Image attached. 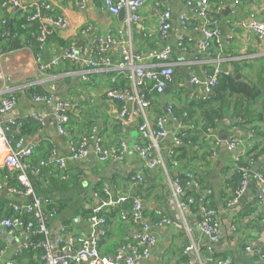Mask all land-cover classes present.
I'll return each instance as SVG.
<instances>
[{
  "label": "crops",
  "instance_id": "crops-1",
  "mask_svg": "<svg viewBox=\"0 0 264 264\" xmlns=\"http://www.w3.org/2000/svg\"><path fill=\"white\" fill-rule=\"evenodd\" d=\"M23 1L31 4L37 0ZM44 1L52 5L55 15L65 19L68 26L57 29L46 43L39 44L36 39L27 35L35 30L33 26L25 25L23 30L27 32L21 35V47L13 50L0 65L3 72L7 71L8 74L12 73L17 77L14 86L10 85V87H15L16 94L19 95V103L15 110L1 120L3 124H12L17 130L16 127L20 123L27 119L32 120V115L44 116L45 125L42 131L24 136L29 141L39 142L40 147L45 146L41 153L36 150L31 159L40 160L38 165L44 160L42 154L50 146L54 147L58 157L66 162L65 170H60L52 161L40 166L38 175L29 170L30 180L41 184L40 192L46 197L43 201V210L46 213L54 211L52 208L49 209L51 203L48 200H51L54 205L57 204V208L62 209L61 212L64 214L63 216L55 214L50 220L48 229L51 240L54 241L61 234V226L67 228V234L62 236L65 245L74 237L89 236L90 229L85 212L93 211L101 201L95 192L97 184L107 185L106 187L116 196L132 195L134 186L145 184L150 197L142 201L146 203L142 205L146 216L142 214V217H144L143 221L150 225V232L156 240L155 246L151 249V256L147 260L148 264H198L200 259L197 253L186 250L193 245L199 248V256L205 260L215 256L226 258L231 264H263L261 255L264 252V206L256 204L257 206L252 208L250 217L243 216L247 203L251 202L252 196L260 188L259 182L253 178L246 192L234 204H229L232 201V194L227 185L235 172V158L248 163L247 156L253 148L264 145V122L259 123L260 132L242 127L240 114L235 112L233 106L225 105L222 108L221 119L210 130L206 139L209 155L205 157V144L188 146L187 157L181 159L178 167L173 169L170 163L171 154L176 148L173 139L185 126L178 120L168 121L166 127L169 136L160 139L156 147V152L162 156L168 166L167 171L162 168L156 170L145 168L138 156L136 146L148 140L140 134L138 122H133L125 128L121 127L119 120L121 104L107 98V92L113 85L115 76L117 79L122 73L123 76L127 75L126 72L118 69L121 57L116 46L111 50L113 60L111 68L94 69L66 60L52 72L40 75L34 63L37 54L48 63L64 54L69 46L92 50L95 39L106 40L109 35L118 37L127 12L124 11V18L112 15L102 10V0H93L85 11L78 10L73 0ZM167 2V7L172 13L173 30L166 40L160 38L157 17L153 13V6L157 0H147L141 10L142 22L132 24L130 29L127 27L126 33L123 34L132 41L138 53L165 48L172 52L175 72L169 86L174 85V89L165 96L162 94L149 96L148 116L152 123L167 116V108L171 105L182 110L192 102L211 99L214 93L210 95L202 85H193L191 78L195 76L200 81L206 80L207 74L216 65L220 66L222 76L233 77L237 81L245 77L261 90L264 83V43L259 42L255 34L242 29L240 22L248 19L258 10H262L259 18L264 19V0L225 2V10L217 16L222 32V43L221 46H214L212 57L199 53L193 45L195 40L201 37L202 22L193 16L186 0H167ZM214 5L216 3L212 2V6ZM228 10L230 11L226 13ZM16 11L19 12V10L3 9L0 4V17H12ZM181 14H186L190 19L187 34L191 39V45L188 51L181 50L177 44L176 35L180 30ZM87 28L89 32L83 34L82 30ZM141 63L157 67L156 61L150 58L144 59ZM237 76L240 79H236ZM38 79L53 91L52 103L35 102L29 89L22 91L26 85L33 84L40 87ZM59 101L68 105L67 112L72 118L74 117V120L72 119L74 123L72 122L68 127L74 137L86 135L81 127L88 125L90 121L95 122L94 126H90L91 133L87 135L93 136L87 158L74 159L67 138L57 132L53 112ZM75 104H78V107H75ZM97 139L109 149H120L122 143H125L127 148L125 158L120 162L109 160L101 163L94 151ZM233 141H237L235 149L230 148V143ZM5 155L6 148L0 145V182L7 186L6 190H0V217H5L9 210L14 216L12 205L28 204L33 199L32 196H17L8 192L9 187L14 188L17 184H10L14 171L2 167ZM254 166L255 164L251 169ZM260 168L259 164V170ZM190 169L198 178L206 177L205 184L214 196L221 225L220 237L215 243L204 236L201 230L200 209L193 211L189 208L181 211L174 200L172 184L175 177L182 171L184 173L191 171ZM137 175L142 177L141 182L135 180ZM189 191L186 190L185 194ZM36 193V196L40 195L39 192ZM163 218L169 220L167 224L152 226L153 221ZM140 229V227L133 229L132 234L138 233ZM33 236V231L27 229H18L12 236L0 230V264H42L38 252H27L26 249L19 253L21 247L31 245ZM127 240L128 232L119 226L116 217L110 215L105 234L100 241L101 254L113 256L119 254L122 257L119 264H126L125 259L131 258L133 251L130 245L123 246ZM76 248L77 245H74V249ZM209 264L213 263L209 262Z\"/></svg>",
  "mask_w": 264,
  "mask_h": 264
},
{
  "label": "built area",
  "instance_id": "built-area-1",
  "mask_svg": "<svg viewBox=\"0 0 264 264\" xmlns=\"http://www.w3.org/2000/svg\"><path fill=\"white\" fill-rule=\"evenodd\" d=\"M93 0H73L74 6L81 11L89 8ZM214 0H186L187 7L191 10L193 16L202 22L201 37L195 40L193 45L197 51L208 57L213 56L214 46H221L222 32L219 25L218 17L225 10V2L227 0H218L216 5L212 6ZM147 0H102V10L112 14L119 15L122 10L127 12L124 25L119 36L114 38L109 35L106 40L102 38L95 39L92 50L87 48L76 49L69 46L65 49L64 54L55 57L48 63L42 60L40 54L35 55L34 63L37 72L45 75L62 65L63 62L69 60L73 63H81L86 67L94 69H105L113 66L111 50L113 46L117 47L121 60L118 64L120 71L126 72V78L129 80V87L116 90L110 89L107 92V98L121 104L119 111V120L121 127L125 128L133 122H138V130L140 134L148 141L144 144L136 146V150L140 160L145 168L156 170L159 168L167 171L162 156L156 152L158 141L168 137L167 123L168 121H177L178 119L172 112L171 106L167 108V116L159 118L152 123L148 116L149 101L147 91L149 93L163 94L168 88L171 78L175 72V65L172 62V52L165 48L162 50H149L144 53H138L130 39L125 37L127 27L130 29L132 24L140 23L143 20L141 15L142 8L146 5ZM167 0H157L153 6V13L157 17L160 38L166 40L173 30L172 13L167 7ZM1 6L7 10H19L26 21V25H32L36 32H33L36 41L44 44L48 38L55 33L57 29L66 28L68 23L65 19L56 16L52 5L47 1L37 0L31 4L25 3L23 0H1ZM214 7V8H213ZM262 10L253 12L248 19L240 22V27L257 36L259 42L264 43V19L259 18ZM180 30L176 35L177 44L183 51H188L191 45V39L188 37L187 31L190 25V19L186 14L180 15ZM0 65L6 60L8 55L13 51L10 49V42L13 36L7 26V19L0 17ZM89 29L82 30L83 34H87ZM122 33V35H121ZM153 59L156 61L157 67L143 65L144 59ZM1 68V67H0ZM222 71L219 65H216L206 76V80L200 81L197 77L191 78V83L195 86L202 85L210 95L214 93L219 85ZM8 77L0 69V80L3 86L0 87V145L6 148V155L3 158L2 167L12 170L16 173V181L19 187L8 188L17 196H32V202L28 204L17 203L12 205L14 216L10 218L0 217V230L6 235L12 236L18 229L32 230L36 234L43 235L44 240L33 249L41 251L42 264H119L122 260L121 255L103 256L100 252V241L105 234V228L108 219L104 217L109 209L117 208L127 200L129 196H116L110 189H104L105 199H101L100 203L95 206L92 216L88 219L90 234L87 237H74L68 244H64L63 234H67L66 226H61V234L54 241L50 238L48 229L49 222L55 217L56 212L46 213L43 210V200L35 195L32 183L29 177V170L35 175L40 172V166L48 164V160L41 161L38 165L31 166L30 158L40 146L37 141H29L26 137L21 136L12 124H3L2 118L10 114L19 103V95L16 94L15 87L6 85ZM39 80V79H38ZM41 92L32 94V100L35 102L52 103L54 101L53 91L45 86V83L39 80ZM44 83V84H43ZM10 87V88H7ZM33 84L27 86L22 91L31 89ZM78 104H75V107ZM68 105L59 101L54 109L53 117L56 122V129L59 135L64 136L68 140L71 156L74 159L87 158L89 155L90 143L93 136L81 135L80 137H72L67 130L71 116L67 112ZM32 120L40 125L39 132L45 125V117L42 115H32ZM173 144L177 147L182 144L181 138L175 136ZM236 142L230 143V148L235 149ZM94 151L101 163L113 160L115 162L122 161L127 153L125 143H122L120 149H109L103 145L98 139L94 145ZM173 154H171L172 157ZM50 161L55 162L60 170H65L66 162L58 157V152L54 148ZM258 163V164H256ZM263 165L264 160L260 159L255 162L251 159L248 165L241 164L239 158H235V171L240 175L241 182L238 189V195L232 199L229 204H234L241 197L249 186L250 181L254 178L259 182L260 188L251 198V202H257L264 206V177L260 174L252 172V166ZM178 167V162H171V168ZM185 176L190 179L188 185L192 189H199L198 183L194 180L193 174L186 172ZM137 182L142 181V177H135ZM3 184V185H2ZM173 196L181 211L190 208L191 204L196 200L194 197L183 200L185 188L181 180L175 177L173 181ZM5 183L0 182V190H6ZM205 196L211 194V190L204 192ZM200 204V220L201 230L212 243L219 240L221 233V225L218 218V210L206 204L204 197L198 199ZM133 222H141L142 217V201L135 199L132 207ZM27 216L29 219H25ZM121 218L126 219V213H121ZM168 219L163 218L157 221L154 226L167 224ZM140 231L131 233V237L136 242L128 244L132 247V257L125 259L126 264H148L147 260L151 256V249L155 246V237L150 232L148 223H141ZM74 245L77 248L74 249ZM30 246H23L19 253L28 249ZM187 251L197 253L198 264H207L212 259H202L199 255V248L195 245L186 248ZM250 250V248H248ZM261 261L264 264V253L261 255ZM217 264H231L230 260H218Z\"/></svg>",
  "mask_w": 264,
  "mask_h": 264
},
{
  "label": "trees",
  "instance_id": "trees-1",
  "mask_svg": "<svg viewBox=\"0 0 264 264\" xmlns=\"http://www.w3.org/2000/svg\"><path fill=\"white\" fill-rule=\"evenodd\" d=\"M218 2H219L218 0L213 1V3H218ZM15 13L16 14L14 16L6 18L7 19V26L9 28L11 35L13 36V38L11 39V42H10V49L11 50H16V49L21 47V35L23 34V32H25V33L27 32V31L23 30V28L26 25V21L23 18L22 14L17 12V11ZM0 25H1V23H0ZM32 32L35 33L36 30H33ZM31 33L27 34V35L30 38H33L35 40V36ZM123 74L124 73H122L120 76H117V79L115 76L114 83L112 86H110V89L122 90V89L129 87V80L126 78V76H123ZM263 89H264V83L262 84L261 90H259L255 84L253 85L252 83H250L245 77H243L242 79L237 81L233 77L221 76L220 81H219V85L215 89L214 95H213V97H211V99L209 98V100H206V101L192 102V104L190 106H188L186 109H182V110H178L176 107L171 105L173 114L178 119V121H180L181 124L185 126V128H183V130H181V132L179 134V137L182 140V144L173 149L174 153H173L172 157L170 158V160H171L170 163L171 162H179L181 159L186 158L187 154H188L187 153V147L188 146L205 144V150H206L205 151V157H207L209 155L208 146H206L207 145L206 139H207V136L210 134V130H212L215 127L217 121H219L221 119V116L223 115L222 114V108L225 105L226 106H233L235 109V112L240 114V116H241V124L240 125L242 127H245L247 129L249 128V129H252L254 131L260 132L259 123L264 122V91H263ZM28 91L31 92L32 94H34L36 92H41V88L37 87V86H33ZM152 94H155V93H149L147 91L148 101H149V96ZM198 112L200 114H198ZM72 119L74 120V117L73 118L71 117L70 123L67 126V130L69 131L70 135L72 137H74L71 134L70 128H68L69 126H71V124L73 122ZM94 125H95V122L90 121L88 123V125L82 126L81 130L83 132L87 133L86 135H88L89 133H91V132H89L90 126L92 127ZM16 128L20 132L21 136L34 135L37 132H39L40 125L38 122H36L34 120L27 119V120L23 121L22 123H20ZM44 147H45L44 145H42L41 147L39 146L37 151L39 150L40 153L43 152ZM53 149H54V147L48 146V148L46 149V152H44L42 154V158L44 160H48V162H50L49 159H50V156H51ZM247 157H248L247 160L249 161L248 163H246L247 161H244V160H240V163L248 165L250 163L251 159H253L255 162L260 163V159L264 160V145L263 146H257L255 148H253V150L250 152V154H248ZM31 158H30L31 166L37 165L38 161H40V160H36L35 158L32 160ZM260 167L261 168H260L258 174H260L262 177H264V164L263 165L261 164ZM188 172L193 174L194 180L199 185V189L196 190V189L190 188L188 185L190 179L185 176V173L183 171L178 173V175L176 177L181 180V183H182L183 187L185 188V192H186V190H190L188 193L183 195L182 199L186 200V199L191 198V197H194L196 199L194 201V203L191 204V206H190V209L192 208L193 211H198L200 209L199 208L200 204L198 201V199L200 197H204L206 204H208L209 206H211L213 208H216L217 205L214 202L213 194L205 196V193H204L205 191L209 190L205 184L206 183V177L203 176L202 178H198L192 172V170L191 171L188 170ZM6 173H7V171H6ZM13 175H14V177H13V180L11 181L10 184L11 185L17 184L16 187H19L18 183L16 181V173L14 172ZM240 182H241V177L235 171L233 176H231V178L229 179V184L227 185L229 190H231V194H232L231 199H233L234 197H236L238 195L237 191L239 189ZM31 183H32V185L35 184L34 185L35 187L33 186L35 194H37L36 192H39V194L41 195V196L37 195V197L42 199L43 201L46 200L45 195H42V193L40 192L41 184H38V182H36L34 180L31 181ZM49 184H51V182H49ZM106 186L107 185L101 184V183L96 185L95 192L97 193V195L101 199H105L104 189H108ZM147 191H148V188L145 184H140V185L137 184L136 186H134V192L132 193V195L129 196V200H127L125 203H123L122 205H120L117 208L109 209V211L106 214H104V217L107 219L110 218V215H112L113 217H116L119 226L122 227L124 231L128 232V240L125 242V244L123 246L128 245V244L136 245V242L131 237V233H132L133 229H139L141 223H144V221H143L144 217L141 220V222H133L132 218H133L134 214L132 211V207H133V203H134L135 199H139V200L143 201V200L150 197L149 196L150 193ZM48 201H49V203H51V205L49 206V209L52 208V210H54L56 212V215L57 214H60L61 216L64 215L61 212L62 209L57 208L56 203L54 205V202H51V200H48ZM57 203H60V201H57ZM256 204H258V203L257 202L247 203V205L243 211L244 218L250 217L251 212H252V208ZM144 212L145 211L143 209L141 214H143V216H146ZM121 213H126L127 218L122 219ZM92 214H93L92 211H86L85 212V215L87 216L88 219L92 216ZM11 216H12V212L9 210V212L5 216V218H10ZM24 218L29 219V217H27V216H25ZM263 218H264V215H263ZM157 221H159V220L153 221L152 226H154L155 223H158ZM33 233H34L33 240H32L30 247L27 249V252H38L41 255V251L39 249L34 250L33 246H37L39 243H41L44 240V236L36 234L34 231H33ZM103 256H109V254L103 255ZM111 256H113V255H111ZM210 259H212V261L210 263L217 264L218 260H223L226 258H218V257L214 256ZM207 264H209V262Z\"/></svg>",
  "mask_w": 264,
  "mask_h": 264
},
{
  "label": "water",
  "instance_id": "water-1",
  "mask_svg": "<svg viewBox=\"0 0 264 264\" xmlns=\"http://www.w3.org/2000/svg\"><path fill=\"white\" fill-rule=\"evenodd\" d=\"M124 11H125V10H122L121 13L119 14V17H120V18H124V16H125V12H124ZM229 11H230V10H228L226 13H228ZM236 79H240V77L237 76ZM173 89H174V85H170V86H168V88L164 91V93H163L162 95L165 96L167 93L172 92ZM258 170H259V166H258V165H255L254 168L252 169V172H253V173H257ZM142 205H146V203L143 202ZM94 208H95V207H94Z\"/></svg>",
  "mask_w": 264,
  "mask_h": 264
},
{
  "label": "rangeland",
  "instance_id": "rangeland-1",
  "mask_svg": "<svg viewBox=\"0 0 264 264\" xmlns=\"http://www.w3.org/2000/svg\"><path fill=\"white\" fill-rule=\"evenodd\" d=\"M4 73H5V75L8 77V79H7V81H6V85H7V86H10V85L14 86V85H13L14 82H15L16 80H18L17 77L14 76L12 73H11V74H12L14 77L11 76V74H8L7 71L4 72ZM3 84H4L3 81L0 80V87H2Z\"/></svg>",
  "mask_w": 264,
  "mask_h": 264
}]
</instances>
